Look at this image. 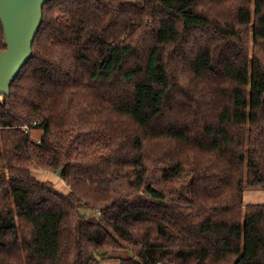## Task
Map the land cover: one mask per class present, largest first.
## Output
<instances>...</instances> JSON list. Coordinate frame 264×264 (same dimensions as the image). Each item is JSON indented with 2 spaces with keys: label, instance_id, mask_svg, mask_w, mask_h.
Segmentation results:
<instances>
[{
  "label": "trees",
  "instance_id": "trees-1",
  "mask_svg": "<svg viewBox=\"0 0 264 264\" xmlns=\"http://www.w3.org/2000/svg\"><path fill=\"white\" fill-rule=\"evenodd\" d=\"M245 185L264 189V0L43 6L0 100V264H264Z\"/></svg>",
  "mask_w": 264,
  "mask_h": 264
},
{
  "label": "water",
  "instance_id": "water-1",
  "mask_svg": "<svg viewBox=\"0 0 264 264\" xmlns=\"http://www.w3.org/2000/svg\"><path fill=\"white\" fill-rule=\"evenodd\" d=\"M51 0H0V22L5 49L0 52V95L28 62L32 44L42 23V8Z\"/></svg>",
  "mask_w": 264,
  "mask_h": 264
},
{
  "label": "rangeland",
  "instance_id": "rangeland-1",
  "mask_svg": "<svg viewBox=\"0 0 264 264\" xmlns=\"http://www.w3.org/2000/svg\"><path fill=\"white\" fill-rule=\"evenodd\" d=\"M42 134V130L39 129V128H31L30 130V135L32 137L33 140H38L40 138ZM34 176H36V178H38L39 180H42V181H49L51 182L58 190L62 191V192H65L66 191V186L64 184V182L62 181V179L60 178V176L58 174H54V173H49V172H44V171H36L34 173ZM157 185H155L156 187ZM159 187L161 188H164L165 186H163V184H160L159 183ZM260 189V190H264V189H261L259 187H255V186H248V185H245L244 187V193L246 194L247 192H250V190L252 189ZM258 200V201H256ZM264 197L262 199H260L259 197L258 198H254V200L250 203H255V202H258V203H263L264 201ZM243 203L245 204L246 203V199H245V196H243ZM86 214L89 216H93L95 215V213H91L90 212H86ZM113 256H111L112 258H104L102 261H101V264H119V259L124 257L123 255H119L117 256L118 254H111Z\"/></svg>",
  "mask_w": 264,
  "mask_h": 264
},
{
  "label": "crops",
  "instance_id": "crops-1",
  "mask_svg": "<svg viewBox=\"0 0 264 264\" xmlns=\"http://www.w3.org/2000/svg\"><path fill=\"white\" fill-rule=\"evenodd\" d=\"M244 196H245V199H246V203L245 204H249L250 202H252L254 200V198H258L259 197L260 199H262L264 197V190H260V189H257V188L256 189H252V190H250V192H247L246 194L244 193ZM256 201H258V200H256ZM255 203H258V202H255Z\"/></svg>",
  "mask_w": 264,
  "mask_h": 264
},
{
  "label": "built area",
  "instance_id": "built-area-1",
  "mask_svg": "<svg viewBox=\"0 0 264 264\" xmlns=\"http://www.w3.org/2000/svg\"><path fill=\"white\" fill-rule=\"evenodd\" d=\"M2 99V95H0V100ZM34 124V123H33ZM23 129L25 131H30V127L29 126H23Z\"/></svg>",
  "mask_w": 264,
  "mask_h": 264
}]
</instances>
